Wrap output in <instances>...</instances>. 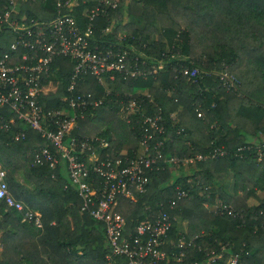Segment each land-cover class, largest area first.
Returning a JSON list of instances; mask_svg holds the SVG:
<instances>
[{"label": "trees", "instance_id": "trees-1", "mask_svg": "<svg viewBox=\"0 0 264 264\" xmlns=\"http://www.w3.org/2000/svg\"><path fill=\"white\" fill-rule=\"evenodd\" d=\"M115 1V8L95 18V36L100 46L113 42L133 48L140 61L147 60V77L101 83L85 75L72 92L90 91L102 102L78 118L72 134L91 137L102 157L122 150L133 154L144 114L160 117L164 158L207 155L216 147L228 153L188 163L160 159L146 191L135 199L117 196L114 209L128 230L161 209L174 216L169 237L176 244L184 237L185 255L182 262L170 264H202L214 256L210 264H231L233 256L234 264H264V195L259 196L264 169L254 149L242 157L235 154L249 141L264 139V0ZM20 2L26 18L56 15L52 0ZM97 2L87 0L75 11L77 18L86 22L82 9ZM3 5L10 7L9 0H0V13ZM106 26L112 29L104 33ZM3 38L10 41L12 34L0 32L4 50ZM53 65L51 76L41 81L45 108L64 104L73 63L58 56ZM225 66L240 82L227 91L218 75ZM183 68L199 72L188 78ZM134 99L138 110L129 107ZM20 132L24 136L16 139ZM96 136L108 146L102 147ZM46 145L50 143L38 131L0 105V165L9 190L39 211L42 221L40 228L23 221L0 199V264H128L125 256L108 260L104 223L80 210L66 162L55 169L34 162L35 151ZM229 174L235 180L232 193L223 185ZM177 188L187 190L188 197L178 199ZM251 199L257 202L251 204ZM166 248L180 252L176 245Z\"/></svg>", "mask_w": 264, "mask_h": 264}, {"label": "built area", "instance_id": "built-area-1", "mask_svg": "<svg viewBox=\"0 0 264 264\" xmlns=\"http://www.w3.org/2000/svg\"><path fill=\"white\" fill-rule=\"evenodd\" d=\"M20 1L9 0L10 7L3 5L0 13V32L12 34L10 41L3 38L6 48L0 49V105L8 106L20 120L50 143L35 151L34 162L48 164L53 169L66 162L70 183L81 199L80 210L104 223L109 261L116 256H125L128 264L182 262L185 239L180 237L176 244L169 237L174 216L161 209L153 218L143 219L133 230H128L125 218L114 209L117 196L135 199L138 193H144L150 182V172L160 168V159L164 158L161 150L164 141L159 138L164 132L160 117L143 114V130L133 154L122 150L115 155L102 157V149L92 146L91 137L80 139L72 134L78 126V118L102 102L90 91L72 92L85 75H92L101 83L106 79L116 82L138 76L147 77V60L140 61L139 56L131 50L133 48L127 49L113 42L100 46L95 36V18L100 13H106L109 7L115 8L116 3L98 0L92 7H84L81 14L86 22H83L85 20L78 19L75 11L81 9L87 0H52L56 15L47 19L24 17ZM111 29V26H106L104 33ZM123 36L119 35L118 40L121 41ZM58 56L73 63L66 88L68 94L60 107L45 108L40 101L41 81L51 76ZM181 72L192 78L199 71L197 68H183ZM218 75L220 85L226 91L239 84L235 75L227 72V66ZM128 104L132 110L139 109L135 99ZM23 136L24 132H20L15 138ZM94 138L102 147L108 146L104 138ZM253 149L257 162L264 169V139L249 141L247 145L238 147L235 154L242 157L244 151ZM227 153L223 147H216L207 155L196 154L183 160L172 156L164 160L188 163L225 156ZM6 173L0 165V199L17 210L23 221L37 228L42 227L40 212L12 195ZM176 195L178 199L185 198L188 191L177 188ZM170 207H173V202ZM167 245H176L180 252L169 251ZM215 258L202 264H210ZM230 262L234 264L236 256Z\"/></svg>", "mask_w": 264, "mask_h": 264}, {"label": "crops", "instance_id": "crops-1", "mask_svg": "<svg viewBox=\"0 0 264 264\" xmlns=\"http://www.w3.org/2000/svg\"><path fill=\"white\" fill-rule=\"evenodd\" d=\"M223 185H224V188L226 189L227 192H229V193L234 192V189H235V180H234V177H233L232 174H229L225 178V180L223 182ZM182 238H184V237L182 236Z\"/></svg>", "mask_w": 264, "mask_h": 264}, {"label": "rangeland", "instance_id": "rangeland-1", "mask_svg": "<svg viewBox=\"0 0 264 264\" xmlns=\"http://www.w3.org/2000/svg\"><path fill=\"white\" fill-rule=\"evenodd\" d=\"M106 1H109V2H114V3H116V1L115 0H106ZM124 32H125V30H123L121 33H119V35H123L124 34ZM118 35V36H119ZM197 40H198V38H197ZM5 42V41H4ZM6 43V42H5ZM228 72V71H227ZM230 74H232V72H230ZM234 75V74H233ZM240 83V82H239ZM106 126H102V128H100V129H103V128H105ZM90 129L93 131V129H94V127L93 126H90ZM97 130H99V129H97ZM97 131L95 130V132L94 133H96ZM264 195V191H260V194H259V196H263ZM255 202H257L255 199H251L250 200V203L252 204V203H255ZM216 205L215 206H213L211 209H216Z\"/></svg>", "mask_w": 264, "mask_h": 264}]
</instances>
